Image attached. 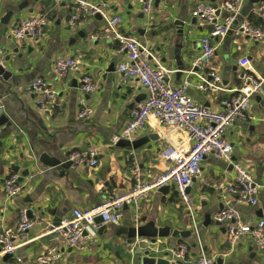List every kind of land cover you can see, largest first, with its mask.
<instances>
[{
	"label": "crops",
	"instance_id": "1",
	"mask_svg": "<svg viewBox=\"0 0 264 264\" xmlns=\"http://www.w3.org/2000/svg\"><path fill=\"white\" fill-rule=\"evenodd\" d=\"M93 1V0H90ZM106 14L122 16L118 29L127 36L137 38L168 72L165 81L176 86L189 70L191 59L199 52V40L207 35L210 26H199L191 16L199 4L219 6L222 0H154L151 10L143 13L137 0H102ZM70 3L55 0H0V56L11 76L0 85V106L5 122L0 123V142L7 160L0 162V233L15 232L19 209L25 208L38 219L24 234L13 238L15 253L0 264H35L48 246H56L61 257L54 264H140L141 246L126 243V230L142 224L141 218L155 226H170L178 230L192 228L191 219L170 190L163 194L152 190L140 201L137 208L124 206L123 218L118 225H106L103 236L97 234L93 224L84 232L85 247L81 250L62 247L60 240L53 241L45 229L46 223L68 218L73 208L90 209L107 198L128 191L133 183L132 170L143 182L158 178L166 167L163 149L171 143L185 142L187 133L174 131L168 135L154 119L130 140L119 139L120 130L130 117L136 104L145 97L133 78H124L115 66L125 57L116 41L91 36L100 35L104 28L101 17H82L74 28L67 26ZM257 4L244 0L239 14L221 38H213L216 51L211 69L221 77L224 90L203 92L194 87L188 90L194 102L212 109L222 108L221 101L230 97L229 90L239 86L238 60L247 57L256 76L264 75V39L256 40L239 32L243 19L264 32V20L255 13ZM9 14V15H8ZM45 16L47 26L38 38L15 40L12 26L30 17ZM143 29L142 33L139 32ZM183 30V33H181ZM17 51H14L16 50ZM180 56L185 64L181 75L174 57ZM73 57L79 69L60 79L55 74L56 58ZM88 75L96 88L91 93L81 90V78ZM41 78L44 85L56 91L51 107L37 105V93L30 83ZM251 100L246 120L235 121L224 137L232 145L231 160L241 162L251 172L255 184L260 186L256 204H241L231 200L230 206L243 222L255 223L264 218V97ZM92 109L89 118H79L82 107ZM135 143V147L132 146ZM12 148L8 150V148ZM97 148L95 167L70 168L63 174L60 165L50 167L38 159L69 161L72 151ZM23 153L25 160L19 159ZM28 160V162L26 161ZM12 165L19 167L13 172ZM28 168L18 195L7 198L3 181L6 176ZM229 163L207 154L200 164L199 174L187 188L194 205L196 229L188 238L167 237L158 240L159 249L170 254L180 244H187L188 252L183 264H195L203 253L215 264H263L264 252L255 250L249 236L231 244L226 236V224L214 220L224 207L219 197L218 184L233 181ZM43 212V213H42ZM28 216V215H27ZM59 221V222H60ZM142 241V240H141ZM141 249V250H140Z\"/></svg>",
	"mask_w": 264,
	"mask_h": 264
},
{
	"label": "built area",
	"instance_id": "2",
	"mask_svg": "<svg viewBox=\"0 0 264 264\" xmlns=\"http://www.w3.org/2000/svg\"><path fill=\"white\" fill-rule=\"evenodd\" d=\"M70 3L71 12L67 21L69 28H74L76 22L82 17L100 16L104 20L101 34L91 38H102L116 41L125 57L118 62L115 70L124 78H133L143 90L145 97L136 104L130 117L120 130L119 139L130 140L137 131L143 129L150 119L165 130L168 135L174 131L187 133L185 142L169 143L162 151V158L166 162L163 173L151 182H143L134 167L132 187L119 195L107 198L100 205L90 209L73 208L68 218L56 226L45 225L46 233H51L53 241H59L62 247L81 250L85 247L84 232L93 226L94 219L100 217L102 224L118 225L123 218L124 206L137 208L142 198L152 190H159L168 186L176 194L187 216L190 217L192 228L196 229L194 220V205L187 188L192 178L199 174L200 164L207 154H213L229 163L233 172V181L219 183L221 189L219 197L224 207L214 215L218 223L226 224L227 240L234 244L241 237L247 235L251 238L256 251L264 252V218L257 219L255 223L243 222L236 210L230 206L231 200L241 204H256L257 193L260 186L255 184L251 172L241 162L232 161V145L224 135L228 128L238 120H246L250 104L256 95L264 97V75L256 76L247 57L238 60L239 72L238 87L229 90L231 96L221 101L222 108L212 109L209 106L197 104L189 95L192 87L206 91L224 90L220 75L211 69L212 58L216 51L213 38L223 37L236 16L239 14L244 0H222L219 6L213 4H197L191 11V16L199 26H210L207 35L199 40V52L191 59L189 70L176 86H170L165 81L168 72L157 59L151 63L153 55L145 44L137 38L127 36L118 29L122 23V16L107 15L106 4L102 0H55ZM141 11L148 13L154 0H137ZM255 13L264 20V0H260ZM45 16L30 17L15 23L11 28V35L15 40L25 38H38L47 26ZM239 32L256 40L264 39V32L252 25L246 19L239 24ZM53 69L58 78H65L70 72L79 69V61L73 57L56 58ZM81 90L88 94L95 90L96 85L92 78L83 75ZM30 89L37 93V105L41 109L51 107L55 101L56 91L44 85L41 78H35L30 83ZM4 108L0 106V113ZM92 109L82 107L78 112L79 118H89ZM98 149L88 148L82 151L70 152L68 159L72 168L95 167ZM3 189L7 198L18 195L21 184L16 173H11L3 181ZM41 224L38 219L27 216L25 208L19 209L15 232L8 230L0 233V257L4 254L13 255L15 244L13 238L26 233L35 225ZM187 244H180L172 250V261H183L187 255ZM61 257L56 246H48L38 256L35 264H54ZM195 264H215L212 258L201 254Z\"/></svg>",
	"mask_w": 264,
	"mask_h": 264
},
{
	"label": "water",
	"instance_id": "3",
	"mask_svg": "<svg viewBox=\"0 0 264 264\" xmlns=\"http://www.w3.org/2000/svg\"><path fill=\"white\" fill-rule=\"evenodd\" d=\"M260 0H250L252 4H257ZM9 15V14H8ZM100 17V16H97ZM143 29H140L139 32L142 33ZM181 33H183V30H181ZM14 51H17L14 50ZM9 58L5 56L3 59H1L0 56V85L5 84L8 79L11 76V72L6 68L4 65V62L8 61ZM175 64L178 67V72L176 75H181L182 71L184 70L185 64L183 63V60L180 56L174 57ZM257 100H260V96L256 97ZM1 122H7L4 115H0V123ZM7 124V123H6ZM8 125V124H7ZM132 146L135 147V143H132ZM2 143L0 142V162L6 161L7 158L4 155L5 153L2 152ZM12 148H8V150H11ZM44 154L39 157V161L42 164L48 165L50 167L60 165L62 168V173L64 174L71 166V162L67 161L65 163H60L58 160H43ZM19 159L25 160L23 153H20L18 155ZM28 162V160L26 159ZM11 169L13 172H18L19 167L16 165H12ZM29 174V169H24L20 177L18 178L19 181H22L24 176H27ZM170 190V187L164 186L159 189V192L166 194ZM187 191V190H186ZM43 213V212H42ZM27 215L29 218L32 217V214L30 211H27ZM55 222V225L59 224L58 219ZM140 221L142 224H135L134 226L129 227L126 230L125 236H126V243L131 245L134 241L136 243L135 246H141V248L145 247L144 249H140L142 256L140 258V264H183L182 261L176 260L172 261L169 259L170 254L168 252H163V250L159 249L158 240L161 241L167 237H171L174 239L178 238H188L191 235H193L194 230L192 228L186 229V230H178L174 229L170 226H163V227H157L155 226L154 222L152 221H146L145 218H141ZM94 225L97 226V234L100 236H103L106 232V225L102 224V220L100 217H96L94 219ZM142 240V241H141ZM10 255L4 254L2 259L5 261ZM264 264V263H263Z\"/></svg>",
	"mask_w": 264,
	"mask_h": 264
}]
</instances>
